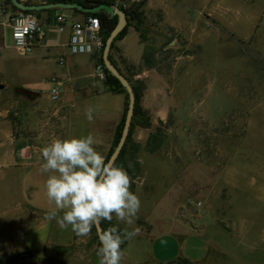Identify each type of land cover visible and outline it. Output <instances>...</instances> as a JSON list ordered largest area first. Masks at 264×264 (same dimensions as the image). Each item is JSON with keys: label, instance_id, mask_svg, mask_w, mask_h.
<instances>
[{"label": "rangeland", "instance_id": "374dc122", "mask_svg": "<svg viewBox=\"0 0 264 264\" xmlns=\"http://www.w3.org/2000/svg\"><path fill=\"white\" fill-rule=\"evenodd\" d=\"M109 1L123 10L140 3ZM164 12L185 15L178 31L165 28ZM56 13H50L51 28ZM138 14L129 26L139 24L146 64L162 75L170 112L153 119L142 105L151 128L135 127L132 141L147 162L151 189L143 195L145 186L131 180L142 219L129 226L113 217L108 227L138 228L140 241L132 244L148 261L183 253L205 255L206 264H264V0H151ZM12 45L9 31L6 46ZM4 87L3 103L13 100L22 110L36 94L23 85ZM145 89L143 83L142 95ZM9 199L0 196V264H98L93 229L70 246L29 245L32 235L55 240L60 226L48 212L15 207ZM170 203L178 204L180 219ZM68 238L61 234L56 241Z\"/></svg>", "mask_w": 264, "mask_h": 264}, {"label": "crops", "instance_id": "0c3cea01", "mask_svg": "<svg viewBox=\"0 0 264 264\" xmlns=\"http://www.w3.org/2000/svg\"><path fill=\"white\" fill-rule=\"evenodd\" d=\"M53 0H28L27 4L50 3ZM151 0H148L146 5ZM153 1V0H152ZM168 0H161L166 3ZM57 11L56 17L64 14L67 18L66 27L59 32L57 23L50 27V13ZM14 10L5 0H0V196L9 198L13 206H24L28 210L49 212L54 205L46 196L45 181L48 174L42 173L40 166L44 163L41 149L56 138L81 137L92 134L97 144L98 152L104 158L107 149L111 146L116 129L123 117L126 107L124 94L113 93L106 86V78L102 79L96 71L100 64L101 53L71 55L68 44L70 39V22L82 21L86 18L82 13L71 10H46L45 18L39 19L45 38L32 54L25 56L15 46H6L7 35L12 28L8 24V18L14 14ZM146 19L151 18L150 13L145 14ZM156 16L158 14H155ZM165 28L178 31L179 19L185 15L174 12H164ZM101 35L104 34L101 30ZM147 41L142 37L141 30L129 27L122 39L115 43L110 58L116 68L133 85L145 83L146 89L141 98V106L149 110L153 119L164 120L170 110V98L165 91V81L158 70L148 67L145 59ZM64 58V64L59 65V59ZM52 77L60 85V100L56 103L50 100ZM7 83L23 85L34 91V99L25 110L11 104L3 103L4 85ZM155 99L151 108L147 107L148 98ZM92 108L93 120L86 118V109ZM141 144V142H138ZM158 162L163 161L156 158ZM164 162V161H163ZM140 174L137 177L143 195L151 186L148 183L149 171L147 162L139 157ZM142 174V175H141ZM160 171V177H163ZM136 178V179H137ZM135 179V180H136ZM137 182V181H136ZM33 188L36 190L32 196ZM171 190V189H170ZM14 200V201H13ZM143 200H147V197ZM169 204L170 212L175 211V218H179V207ZM140 215L135 219L141 220ZM152 228V226H150ZM57 233L55 240L50 238L30 236L29 245L35 246L50 241L61 246H70L76 242V234L69 226ZM68 235V239L62 244L58 243V236ZM134 240H125L122 250L125 258L122 264H170L179 260H185L190 264H206L204 255L199 259H190L183 253H177L171 259L169 257H153L148 261L141 257L140 245L132 244L140 241L139 236ZM207 254V253H206ZM99 264L97 252L94 253Z\"/></svg>", "mask_w": 264, "mask_h": 264}, {"label": "clouds", "instance_id": "9594fccd", "mask_svg": "<svg viewBox=\"0 0 264 264\" xmlns=\"http://www.w3.org/2000/svg\"><path fill=\"white\" fill-rule=\"evenodd\" d=\"M93 109H86L89 122ZM92 134L56 138L41 149L40 170L48 174L46 196L54 208L46 214L56 219L62 229L69 226L79 237L91 234L94 225L112 221L133 225L141 207L138 195L131 189V177L122 166L107 163L97 151ZM131 166V165H130ZM62 213V215H60ZM138 228L119 231L109 227L99 234V264H122L125 240L136 236Z\"/></svg>", "mask_w": 264, "mask_h": 264}, {"label": "built area", "instance_id": "2783aa9c", "mask_svg": "<svg viewBox=\"0 0 264 264\" xmlns=\"http://www.w3.org/2000/svg\"><path fill=\"white\" fill-rule=\"evenodd\" d=\"M28 3V0H19ZM141 1V0H134ZM57 28L63 32L67 18L64 14L56 17ZM8 24L12 28V39L16 48L22 54L32 53L45 38V31L42 29L38 17L34 13H26L17 10L8 18ZM69 52L71 55H83L102 53L104 38L101 35V23L98 17L87 16L82 21L70 22ZM64 58L59 59L60 65L64 64ZM96 71L102 79L106 78L104 66L98 64ZM50 100L54 103L60 100V85L57 81L51 82Z\"/></svg>", "mask_w": 264, "mask_h": 264}, {"label": "trees", "instance_id": "16d2710c", "mask_svg": "<svg viewBox=\"0 0 264 264\" xmlns=\"http://www.w3.org/2000/svg\"><path fill=\"white\" fill-rule=\"evenodd\" d=\"M147 1L148 0H141L140 3L132 5L129 10H124V12L127 15L128 25L124 28V30L116 38V40L112 46V50L115 46V43L118 40L122 39V37L125 36V34L128 31V28L130 27L129 25L132 22L137 21L138 16H139L138 11H139V9L143 8L146 5ZM52 2H76V3H79V4L84 5V6H95V5H99L101 3L113 5V3H111V1H109V0H53ZM5 3L7 5H10L14 10L17 11V9L11 4L10 0H5ZM76 12H78V11H76ZM26 13L36 14V11H30V12H26ZM83 15L86 17L87 16H95V17L99 18L100 23H101V30L104 34L103 38H104V43H105L107 37L109 36L111 31L116 26L117 17L111 18L106 12H103V11L99 12V13H95V14H83ZM133 27H135L137 30H139L138 22H136V24ZM112 50H111V52H112ZM100 64H102L104 66L103 61H102V57H100ZM104 70H105V75H106V86H107L108 90L113 92V93L124 94L126 97L125 111H124L123 117H122V119H121V121H120V123L116 129L114 144L112 146L110 153L108 154V156L106 158V161H107L108 157L110 156V154L115 149V147L119 141V138L121 136V132H122L124 120H125V115H126V110H127V105H128V95H127L126 90L123 88V86L119 83V81L116 78H114L107 71L105 66H104ZM128 81L132 85L133 90H134L135 95H136L135 113H134L132 125L130 128V132H129V136H128V139L126 141V144H125L124 148L122 149V152H121L120 156L118 157V159L114 165L122 166L128 172L129 176L131 177V180H135L140 174L139 146L132 141V133H133V130L135 127H141V128H146V129L151 128V120L147 116V112L141 106V98H142L141 89H142L143 84L137 83L136 85H133L130 80H128ZM100 223H101V226L103 228V231H105L109 228L106 221H102ZM92 229H93V232L96 233L94 226ZM96 237H97L98 244H99L98 236H96ZM99 246H100V244H99ZM179 262H182L183 264H190L185 260H179Z\"/></svg>", "mask_w": 264, "mask_h": 264}, {"label": "water", "instance_id": "95a60500", "mask_svg": "<svg viewBox=\"0 0 264 264\" xmlns=\"http://www.w3.org/2000/svg\"><path fill=\"white\" fill-rule=\"evenodd\" d=\"M11 4L19 11L23 12H30V11H48V10H71V11H78L82 14H95L99 12H106L111 18L117 17V23L114 29L111 31L109 36L107 37L104 47L102 50V61L107 69V71L116 78L119 83L123 86L126 90L128 95V105L124 120L123 129L121 132V136L119 141L107 159V163L115 164L118 157L120 156L122 149L124 148L126 141L129 136L130 128L132 125V120L135 113V106H136V95L133 90L132 85L127 80V78L116 68L113 64L110 54L112 50V46L118 37V35L124 30L127 26L128 20L127 15L118 5H108L106 3H101L95 6H84L76 2H50V3H43V4H26L19 0H10ZM96 234L99 239V234L103 232V228L101 223L94 225ZM170 264H183L182 262H172Z\"/></svg>", "mask_w": 264, "mask_h": 264}]
</instances>
